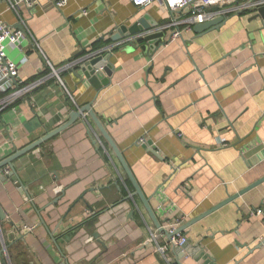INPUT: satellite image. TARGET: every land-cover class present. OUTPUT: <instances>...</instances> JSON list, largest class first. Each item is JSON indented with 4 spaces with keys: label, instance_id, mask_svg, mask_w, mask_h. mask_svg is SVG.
<instances>
[{
    "label": "crops",
    "instance_id": "crops-1",
    "mask_svg": "<svg viewBox=\"0 0 264 264\" xmlns=\"http://www.w3.org/2000/svg\"><path fill=\"white\" fill-rule=\"evenodd\" d=\"M36 2L19 13L0 4V20L17 26L22 17L28 27L18 45L7 44L9 58L25 82L42 81L0 113V162L93 103L164 227L264 177V24L252 8L201 35L194 25L152 52L113 37L146 17L169 39L162 26L181 13L131 0ZM124 39L108 53L112 74L100 91L77 76L80 61L66 67ZM88 118L15 159L18 178L0 170L11 264H264V182L186 228L183 247L171 246Z\"/></svg>",
    "mask_w": 264,
    "mask_h": 264
},
{
    "label": "built area",
    "instance_id": "built-area-1",
    "mask_svg": "<svg viewBox=\"0 0 264 264\" xmlns=\"http://www.w3.org/2000/svg\"><path fill=\"white\" fill-rule=\"evenodd\" d=\"M36 1L37 0H0V4L4 2L8 9L19 13L22 10L31 12L36 7ZM69 1L70 0H54V5L57 8L62 9ZM131 2L139 8H145L153 5L154 3H158L162 8L170 11L172 14L181 13V16H174L173 20L168 25L162 26V29L168 27L169 29H172L170 41L181 38L184 31L191 30L196 24H202L218 16H225L226 14L234 12H243L251 8L255 11L256 8L264 5V0H131ZM84 13L87 12L84 11ZM18 22L21 26L20 28H16L15 26L0 20V113L4 109L13 105L18 99L25 97L29 92L42 83L41 80L27 83L21 79L19 76L20 63L10 59L8 56L7 44L18 45L24 33L28 32V27L22 17H20ZM127 39L118 41L112 45L95 51L90 55V57L111 53V51L117 46H121L123 43L132 40V38L129 40ZM32 41L34 42V45L39 48V42L36 39H32ZM104 51L105 54H103ZM26 60L27 58L25 57L23 61ZM78 62L79 60L73 61L70 64H67L66 67H72ZM45 66L51 70L50 74L62 83L58 70L47 59ZM65 90L73 99L69 90L66 88ZM79 108L80 107H77V109ZM178 136L183 137V133L178 132ZM9 173L10 169H4V174L6 176L9 175ZM55 189L57 193L63 191V188L60 186H57ZM262 213L263 210L261 208L256 211L257 215H261ZM183 223V219H178L164 228L168 231V233L174 234L180 226L183 225ZM35 228V226L24 225L22 230L32 232ZM187 242L188 238L182 232L174 234L169 239V244L174 247H183L187 244ZM166 249V246H161L159 248V250L162 251H165ZM0 264H11L1 221Z\"/></svg>",
    "mask_w": 264,
    "mask_h": 264
},
{
    "label": "water",
    "instance_id": "water-1",
    "mask_svg": "<svg viewBox=\"0 0 264 264\" xmlns=\"http://www.w3.org/2000/svg\"><path fill=\"white\" fill-rule=\"evenodd\" d=\"M256 16L262 19L264 24V5L258 7L255 9ZM227 21L226 16H218L215 17L212 20H208L205 23L202 24H196L194 26V31L197 33V35H201L205 33L208 30H214L222 27ZM16 28H20L21 26L18 24L15 26ZM158 25L155 22H148V19L142 18L137 21V23L134 25V27L131 28H122L120 32V35L117 37H113V40H120L123 38H132L136 43L149 45L152 52H156L158 49H160L161 46L168 44L170 42V38L168 39L166 37V33L164 31L158 30ZM122 37V38H121ZM110 54L105 55H98L94 57L85 56L82 59H80V63L77 65V71L75 72L77 76H81V74L78 73L80 70L83 73V76L89 80V82L96 88L97 91H100L103 87H106L109 83V77L112 74V66L107 62V57ZM104 73L106 75H104ZM92 119V121L95 123V125L98 127L99 131L101 132L102 136L106 139V141L109 143L111 148L113 149L115 155L118 157L119 161L121 162L123 168L125 169L130 181L132 182L134 186V192L131 193L132 197L139 196L142 200L145 208L147 209L150 217L152 218L153 222L155 223L157 229L160 232H164L168 238L170 239L174 234L183 232L186 228L194 224L195 222L199 221L203 217L209 215L213 211L219 209L220 207L224 206L225 204L234 201L237 197L240 195L252 190L262 182H264V177L260 180L256 181L252 185L248 186L247 188L241 190L237 194L229 196L226 200L223 202L217 204L213 208L209 209L208 211L204 212L200 216L190 220L183 226H181L176 233L171 234L168 233V231L164 228L163 224L158 220L154 210L152 209L150 205V200L145 196V194L142 191L141 186L139 185L138 181L136 180L133 171L129 167L122 151L119 149L111 135L106 129L105 124L99 118V116L95 113L93 110V103L86 104L84 106H81L79 109L73 111L71 113L70 119L65 122L64 124L60 125L59 127L55 128L52 131H49L47 134H45L42 138L32 142L31 144L25 146L24 148L17 150L14 154L6 158L5 160L0 162V169L7 168L10 169L9 176H15L18 178V174L16 172V169L14 167L13 161L20 156L28 153L29 151H32L36 148H38L41 144L44 142L50 140L54 136L58 135L68 127H70L76 120L79 118H82L84 120V123L88 125L89 118ZM155 153H157L156 150H153ZM18 182L21 186V192H27L24 184L21 183V181L18 179ZM130 196V197H131ZM7 218L6 213L4 212L3 208L0 206V221H3ZM260 247V246H258Z\"/></svg>",
    "mask_w": 264,
    "mask_h": 264
},
{
    "label": "rangeland",
    "instance_id": "rangeland-1",
    "mask_svg": "<svg viewBox=\"0 0 264 264\" xmlns=\"http://www.w3.org/2000/svg\"><path fill=\"white\" fill-rule=\"evenodd\" d=\"M2 223V227H3V231H4V235H5V241H8V236H7V225L4 223V220L1 222ZM8 253H11V251H8ZM10 256V255H9Z\"/></svg>",
    "mask_w": 264,
    "mask_h": 264
},
{
    "label": "trees",
    "instance_id": "trees-1",
    "mask_svg": "<svg viewBox=\"0 0 264 264\" xmlns=\"http://www.w3.org/2000/svg\"><path fill=\"white\" fill-rule=\"evenodd\" d=\"M101 45H103V43L102 42H97V43H94L93 44V50H96V49H98ZM47 70H49V69H47ZM129 183H130V181H129ZM132 188V187H131ZM125 193V192H124Z\"/></svg>",
    "mask_w": 264,
    "mask_h": 264
}]
</instances>
